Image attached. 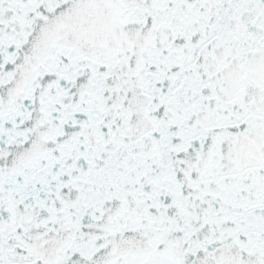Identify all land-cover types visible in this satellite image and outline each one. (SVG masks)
<instances>
[{"label":"snow or ice","instance_id":"obj_1","mask_svg":"<svg viewBox=\"0 0 264 264\" xmlns=\"http://www.w3.org/2000/svg\"><path fill=\"white\" fill-rule=\"evenodd\" d=\"M0 264H264V0H0Z\"/></svg>","mask_w":264,"mask_h":264}]
</instances>
